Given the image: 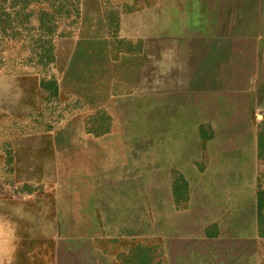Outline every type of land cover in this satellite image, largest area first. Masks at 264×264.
I'll use <instances>...</instances> for the list:
<instances>
[{
    "label": "rangeland",
    "instance_id": "rangeland-1",
    "mask_svg": "<svg viewBox=\"0 0 264 264\" xmlns=\"http://www.w3.org/2000/svg\"><path fill=\"white\" fill-rule=\"evenodd\" d=\"M13 2L0 264H264V0Z\"/></svg>",
    "mask_w": 264,
    "mask_h": 264
},
{
    "label": "crops",
    "instance_id": "crops-1",
    "mask_svg": "<svg viewBox=\"0 0 264 264\" xmlns=\"http://www.w3.org/2000/svg\"><path fill=\"white\" fill-rule=\"evenodd\" d=\"M126 68L128 69V71H127V73L130 75V77L131 78H133V76H134V73H135V69H134V67L133 66H129V64H126ZM97 73V72H96ZM117 76H119V75H117ZM123 76H120L119 78H122ZM72 79H73V81H74V83H76L77 85H78V87H76V88H78V89H80V88H82V86H81V84L80 83H77V81L78 80H80V79H82V80H84V81H87V77H86V75H85V73H83V72H80L79 74H78V76L77 77H75V75H73V77H72ZM121 80H123V78L121 79ZM96 88V87H95ZM97 89V88H96ZM108 91V93H107V91ZM106 90H104L103 88H98V90H96V94L99 96V100H98V106L96 107V105L97 104H95V112H97V111H100V110H102V108H103V101H102V97H103V95H104V92H105V94L106 95H111V96H113V95H116V93H115V91H114V89L113 88H110V89H106ZM61 89H60V93H61ZM66 92V91H65ZM66 94L68 95V96H78L79 98L80 97H82V96H84V97H88V93H86V92H83V91H80L79 90V92H66ZM83 94V95H82ZM90 101V100H89ZM80 104H87V100L85 99V101H83L82 99H81V101H78Z\"/></svg>",
    "mask_w": 264,
    "mask_h": 264
},
{
    "label": "trees",
    "instance_id": "trees-1",
    "mask_svg": "<svg viewBox=\"0 0 264 264\" xmlns=\"http://www.w3.org/2000/svg\"><path fill=\"white\" fill-rule=\"evenodd\" d=\"M15 2H13L12 4H11V6H10V9H11V11H9L8 12V14L7 13H5V15H13L15 12H17L18 10H20V9H22V8H24V5L25 4H27L30 0H14ZM35 1H39V0H35ZM3 10V9H2ZM4 11V10H3ZM0 13H1V9H0ZM1 15V14H0ZM8 17V16H7ZM9 21H6V26H7V24H9L8 23ZM9 30H11V31H9ZM5 34L6 35H8V36H14V33L12 32V26L11 27H5ZM263 137V135H262V133H261V135H260V138H262Z\"/></svg>",
    "mask_w": 264,
    "mask_h": 264
}]
</instances>
